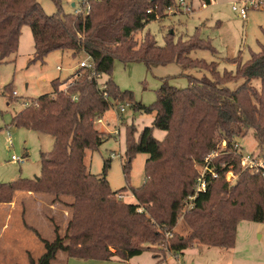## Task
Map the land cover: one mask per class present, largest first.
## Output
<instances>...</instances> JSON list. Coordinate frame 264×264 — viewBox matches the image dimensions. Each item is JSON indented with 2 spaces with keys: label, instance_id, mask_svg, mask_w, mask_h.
<instances>
[{
  "label": "trees",
  "instance_id": "16d2710c",
  "mask_svg": "<svg viewBox=\"0 0 264 264\" xmlns=\"http://www.w3.org/2000/svg\"><path fill=\"white\" fill-rule=\"evenodd\" d=\"M54 1L59 10L49 16L37 0H0V65L18 53L22 29L28 26L35 48L29 65L43 63L54 52L85 53L94 71L108 79L101 91L92 73L79 69L67 91L60 87L69 79L52 81L54 94L32 99L12 120L16 128L52 136L54 145L51 152L41 154L39 179L0 184V203L10 202L20 190L46 193L60 203L72 199L65 203L72 214L67 234L63 237L56 229L52 242L42 239L45 253L32 264H53L61 252L81 260L129 262L155 246L183 254L194 242L229 250L235 246L241 221L264 224V170L244 169L237 143L242 130L253 129L264 148V44L247 63L241 56L231 60L235 73L221 74L218 63L190 57L200 50L218 54L200 38V31L178 40L171 31L164 46L150 34L142 43L135 41L150 23L168 17L167 9L177 0H88L90 11L77 14H64L60 0ZM201 1L211 5V0ZM116 61L148 68L175 63L209 71L211 78L190 77L185 89L165 81L157 101L145 106L113 80ZM242 79L235 90L228 87ZM12 92V83L3 89L4 95ZM111 101H129L137 111L156 113L152 127L141 133L134 124L126 127L125 174L138 154L149 155L144 184L129 189L136 204L117 202L115 196L122 192L110 189V161L100 176L89 173L85 164L87 152L98 150L112 137L95 125L110 110ZM155 130L166 133L163 141L155 138ZM222 142L227 145L223 150ZM221 150L222 156L211 164L218 178L207 174V191L196 195L201 174L195 164L205 166L206 159ZM230 172L238 177L234 183L226 181ZM182 215L191 230L188 237L174 231Z\"/></svg>",
  "mask_w": 264,
  "mask_h": 264
},
{
  "label": "rangeland",
  "instance_id": "374dc122",
  "mask_svg": "<svg viewBox=\"0 0 264 264\" xmlns=\"http://www.w3.org/2000/svg\"><path fill=\"white\" fill-rule=\"evenodd\" d=\"M37 1L49 16L59 10L54 0ZM185 1L187 5H192L190 11L178 7L174 13H167L168 17H160L138 32L134 37L135 41L142 43L144 37L150 34L160 46H164L171 31L175 33V40L181 37L192 38L200 31V38L210 42L218 54L200 50L192 52L190 57L206 63H218L221 74L226 71L236 72V66L231 64V60L241 56L243 63H247L252 54L261 51L264 44V12H250L248 20L243 21L232 10L233 3L237 0H215V3L206 8H203L201 0ZM60 3L64 14H74L76 10L85 8L83 0H60ZM33 49L31 29L25 26L18 53L0 65V184L40 177L41 154L52 151L54 138L25 128H16L12 125V119L32 99L51 93L54 90L51 85L53 80L60 78L59 81L64 82L69 79L62 85L64 90L73 82V74L81 69L80 63L88 59L85 53L74 56L71 51H59L50 54L45 65L36 63L29 66ZM205 76L211 78L210 72L184 69L175 63L148 68L142 63L124 64L116 61L112 78L122 91L133 93L135 102L151 106L157 101L158 91L165 81L173 87L185 89L189 86L190 77ZM107 79L104 76L100 85ZM11 83L14 91L4 95L3 88ZM243 83L242 79L229 83L228 87L235 90ZM253 84L261 91L260 82L255 81ZM133 104L129 101H111L110 110L104 116L105 122L99 124L97 121L95 125L100 132L112 137L98 150L88 151L85 159L88 172L96 176L103 173L105 162L110 161L107 171L110 189L116 193L122 192L115 196L117 202L129 204L137 203L129 189H137L144 184L145 165L149 155L138 154L132 161L130 173L125 174L126 127L134 124L138 133H141L144 128L152 127L154 118L152 114L135 110ZM121 106L125 107L123 114L120 112ZM241 133L237 143L243 156L250 155L257 163L264 165V148L257 140L256 131L244 129ZM154 136L158 141H163L166 133L155 130ZM221 146L222 150L227 147L226 143ZM222 150L212 154V158L208 157L206 161H215L221 157ZM13 156L25 158L26 161L23 164L12 162ZM241 166L247 169L242 164ZM203 168V165L195 164L197 173L201 174ZM230 173L227 174L226 181L234 183L238 177L233 172ZM124 189H128L127 192ZM71 202L72 199L66 198L60 203L46 193L20 190L14 193L10 202L0 203V264L37 263L45 253L42 239L52 242L56 229L63 237L67 234L72 214L65 203ZM184 215L180 217L174 231L181 237H188L191 230ZM169 238L170 234L167 235V239ZM154 248L129 262L120 259L81 260L68 258L61 252L53 264H65V259H71L69 264H173L170 257L173 251L168 246ZM182 260L185 264H264V224L241 221L232 249L224 250L194 242L193 246L184 251Z\"/></svg>",
  "mask_w": 264,
  "mask_h": 264
},
{
  "label": "built area",
  "instance_id": "2783aa9c",
  "mask_svg": "<svg viewBox=\"0 0 264 264\" xmlns=\"http://www.w3.org/2000/svg\"><path fill=\"white\" fill-rule=\"evenodd\" d=\"M83 2H84L83 5L85 6V8L76 10V12H75L76 14L80 13V12L87 13L90 11V6L88 4V0H83ZM214 2H215V0H211V4H213ZM202 6H203V8L207 7V5L204 3ZM178 7H181L183 10L190 11L192 8V5L191 4L187 5L185 0H177L176 5H173L167 9V13L168 14L174 13ZM232 10L239 15L240 19H242L243 21H247L249 18L250 12H264V0H237V2L233 3ZM150 12H151V10L148 11V13H150ZM79 67L81 69H86L92 73V78H94L97 81V83L99 85V89L101 91H104L106 89L105 82L102 83L101 85L99 83L100 80L104 76L98 75L94 71L93 64H92L91 59L89 57H88L87 61L80 63ZM58 70H61V68H58ZM70 85H73V82L71 84L67 85L66 88L64 89V91H67ZM14 95L17 96V93L14 92ZM105 96L109 100L108 95L105 94ZM120 112L122 114L125 113V107L121 106ZM97 121L99 124H102V120H97ZM111 156L113 157L114 154H112ZM210 158H212V156ZM11 160H12V162H16V163H20V164H23L26 161L25 158L21 159V158L16 157V156H13ZM211 164H212V160L209 161V159H208L206 161V165L204 166V168L201 172L200 177L197 180L196 195L198 193H205L207 191L208 185H209L207 178H206L207 174H210L212 179L218 178V175L215 173L214 169L211 168ZM241 164L245 168L251 170L254 173H258L260 170H264V165L257 163L255 161V159L252 158L250 155L243 156V154H242ZM229 174H231V173H229ZM195 197H193L192 199H194ZM120 199H121V197H120ZM170 257L173 259V264H185L182 260V257H183L182 253L173 252Z\"/></svg>",
  "mask_w": 264,
  "mask_h": 264
},
{
  "label": "crops",
  "instance_id": "0c3cea01",
  "mask_svg": "<svg viewBox=\"0 0 264 264\" xmlns=\"http://www.w3.org/2000/svg\"><path fill=\"white\" fill-rule=\"evenodd\" d=\"M214 3H215V2H214ZM211 5H212V4H211ZM73 6H75V5H73ZM33 41H34V40H33ZM19 46H20V45H19ZM34 53H35V48L33 49V54H32L33 56H34ZM47 58H48V57H47ZM47 58H46V59H47ZM46 59L44 60V62H43L42 64H44V65L46 64V62H45ZM30 60H31V59H30ZM38 63H41V62H38ZM44 65H43V66H44ZM29 66H31V65H29ZM58 68H59V67H58ZM58 68H57V69H58ZM76 70H77V69H76ZM76 72H77V71H76ZM76 72H75V73H76ZM75 73H74V74H75ZM74 74H73V75H74ZM58 80H61V79L59 78ZM53 81H54V80H53ZM61 82H62V81H61ZM8 85H9V84H8ZM6 86H7V85H6ZM6 86H5V87H6ZM28 87H29V86L27 85V88H28ZM3 89H4V88H3ZM60 89L62 90V86L60 87ZM13 91H14V90H13ZM49 94H54V90H53L51 93H49ZM7 95H8V94H7ZM24 108H25V107H24ZM24 108H23V109H24ZM23 109H22V110H23ZM22 110H20V112H21ZM20 112H19V113H20ZM152 115H153V117H154V118H153V121H154L155 116H156V113H153ZM104 116H105V115H104ZM104 116L102 117V118H103V119H102V122H105V120H106ZM13 118H14V117H13ZM104 119H105V120H104ZM12 120H13V119H12ZM38 133H40V132H38ZM119 134H120V133H119ZM164 138H165V137H164ZM53 145H54V141H53ZM48 153H49V152H48ZM114 259H118V258H114ZM70 260H71V259H70ZM70 260H69V259H65V264H69V261H70ZM112 260H113V259H112Z\"/></svg>",
  "mask_w": 264,
  "mask_h": 264
},
{
  "label": "water",
  "instance_id": "95a60500",
  "mask_svg": "<svg viewBox=\"0 0 264 264\" xmlns=\"http://www.w3.org/2000/svg\"><path fill=\"white\" fill-rule=\"evenodd\" d=\"M152 1H155V0H152ZM36 179H39V178H36Z\"/></svg>",
  "mask_w": 264,
  "mask_h": 264
}]
</instances>
